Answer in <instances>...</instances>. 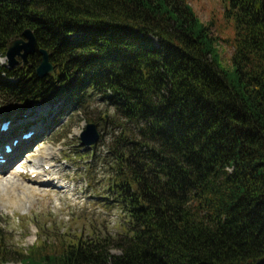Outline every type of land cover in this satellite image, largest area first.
Masks as SVG:
<instances>
[{
  "label": "trees",
  "instance_id": "1",
  "mask_svg": "<svg viewBox=\"0 0 264 264\" xmlns=\"http://www.w3.org/2000/svg\"><path fill=\"white\" fill-rule=\"evenodd\" d=\"M224 15L230 75L186 0H0V53L30 29L53 67L37 78V52L0 65V101L60 98L55 121L88 97L112 108L100 164L127 225L12 252L0 230V264H264V0H228Z\"/></svg>",
  "mask_w": 264,
  "mask_h": 264
},
{
  "label": "rangeland",
  "instance_id": "2",
  "mask_svg": "<svg viewBox=\"0 0 264 264\" xmlns=\"http://www.w3.org/2000/svg\"><path fill=\"white\" fill-rule=\"evenodd\" d=\"M186 1L200 21L210 25L213 36L217 38L219 66L230 75L235 29L224 15L228 0ZM17 60L18 65H22L21 60ZM6 63L5 55L0 53V65ZM64 102L60 98L49 97L20 112L18 108L0 101V122L13 123V128L0 136V149L29 132L34 133L13 153L22 152V156L0 172V230L6 239L8 251L12 248L28 250L41 235L68 243L77 241L76 237L83 240L115 239L124 234L127 228L120 208L106 193L108 176L100 164L112 138L111 117L114 111L97 98L88 97L84 109L65 110L55 121L53 116ZM88 123L97 126L101 138L88 151H84L79 136ZM26 153L29 154L23 158ZM18 161L21 162L13 168ZM51 168H55L57 180L45 188L44 193L32 191L29 181L17 175L24 172L30 180L37 174L43 177L48 175ZM32 171L37 173L31 175ZM65 175L66 179H58ZM50 240H47V244ZM56 248L61 246L58 244ZM8 264L21 263L15 260Z\"/></svg>",
  "mask_w": 264,
  "mask_h": 264
},
{
  "label": "water",
  "instance_id": "3",
  "mask_svg": "<svg viewBox=\"0 0 264 264\" xmlns=\"http://www.w3.org/2000/svg\"><path fill=\"white\" fill-rule=\"evenodd\" d=\"M38 53L40 63L35 69V75L39 79L50 76L53 72V67L49 62V54L43 49H37V43L34 33L30 29H25L19 38L12 40L6 46L5 58L7 68L13 69L19 63L17 58H20L22 65L28 63L29 56ZM100 134L97 131V126L93 123L86 125L85 130L80 134V146L84 149H89L98 143Z\"/></svg>",
  "mask_w": 264,
  "mask_h": 264
},
{
  "label": "bare ground",
  "instance_id": "4",
  "mask_svg": "<svg viewBox=\"0 0 264 264\" xmlns=\"http://www.w3.org/2000/svg\"><path fill=\"white\" fill-rule=\"evenodd\" d=\"M0 124H1V122H0ZM12 122H10V125H9V129H8V131L7 132H5V133H8L12 128H13V126H12ZM37 130V129H36ZM4 133L3 132H0V136L1 135H3ZM33 136H34V133H33ZM23 143V141L22 140H19V142H18V145L19 144H22ZM17 145V146H18ZM17 146H15L14 148V150L13 151H15L16 150V148H17ZM27 154H29V153H26V154H24L23 155V158H24V156L25 155H27ZM0 156L2 157V159H4V160H6V164L5 165H3L5 168H0V172L2 171L3 172V170H5L6 169V167H8V166H10L19 156H22V152H17L16 154H13V153H11V154H9V155H6L3 151H0ZM21 161H18L14 166H13V168L17 165V164H19ZM54 170H55V168H51L48 172H47V174L48 175H45L44 177L43 176H39V174H37L36 176H35V178L34 179H28L27 177H26V173L24 174V172H22V174H18L17 173V175L19 176V177H22V179H25V180H28L29 181V183L31 184V190L32 191H34V192H39V193H44V189L45 188H48V187H50V186H52V184H53V182L55 181V180H57V177H56V175H55V173H54ZM37 172L36 171H32L31 172V175H34V174H36ZM51 173H54L53 175H55V177H52L53 175L51 174ZM3 174H5V172L3 173ZM1 175V174H0ZM47 176H49L50 178H47ZM59 180H61V179H66V175H65V177H63V178H58ZM40 188H43V189H40ZM64 188H66V185H64ZM46 193V192H45Z\"/></svg>",
  "mask_w": 264,
  "mask_h": 264
}]
</instances>
